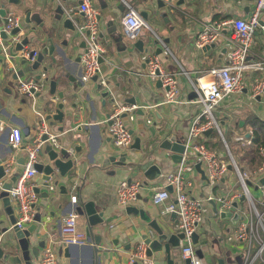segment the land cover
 <instances>
[{
    "label": "crops",
    "instance_id": "crops-1",
    "mask_svg": "<svg viewBox=\"0 0 264 264\" xmlns=\"http://www.w3.org/2000/svg\"><path fill=\"white\" fill-rule=\"evenodd\" d=\"M61 1L62 4L52 0H21L19 4L10 3L7 0H0V3L12 8L14 5H20L22 12H16L20 16L21 24L25 20L26 12L31 11L32 19L28 26H38V30H40L37 21L41 20L44 22L43 30H49L50 32L55 22L54 16L57 14L56 8L58 5H61L65 12L66 10L73 9V17L70 18L78 20V22H75L76 26L84 20L83 13L76 11V6L79 3L78 0ZM124 1L131 4L140 13L146 12L148 14L146 20L150 27L143 28L138 37L139 39L145 38L146 44L144 48L146 49V47L150 46V51L155 54L161 48L159 55L167 70L176 71L183 68L191 73L193 78H195L193 71H203L213 66L226 63L229 52V47L223 39L219 40L216 47L205 46L203 49H198L195 46V39L202 24L227 17L247 19L254 11L255 1L184 0L182 4H177V7L174 8L167 7L162 0H97L94 4L100 10L102 16L100 21L101 33H103L102 43L106 49L104 55L106 63L102 65V69L111 78L109 83L110 92L114 91L115 94H120V101H124L121 103H130L127 102V99L135 97L138 100V105H155L152 111L145 110L142 114L137 110L134 113V120H131L130 115H127L125 120L131 123L132 129H134L141 122H146V119L151 116L155 123L160 125V129L157 130H159L161 135H166L167 137L176 136L177 139L183 140L188 132L191 117L199 111V106L194 102L196 97L193 98L190 96V92L194 90L193 86L189 89L185 88V83H189L191 80L186 74L179 76L181 102L178 104H162L165 89L162 86H158V81H152L139 75L145 69V63L143 61L145 50L140 52L133 45L134 41H130L132 42L131 45L128 46V49H125V45H128L129 41L122 27V17L127 10ZM160 2L163 5H160ZM163 7L168 8V10H165ZM109 19H114V24L108 25L107 22ZM1 21L3 23L4 17H2ZM262 24L263 21L261 22ZM115 26H117L116 31H114ZM68 36V29L62 27L59 36L55 37L58 51L55 52L56 62L50 64L52 69L49 78L51 80L57 79V92H66L65 98L63 100L59 99L57 102L63 101L66 109L73 114L71 123L59 122L57 126L65 125L66 130L72 127H82L76 131L77 138L72 143H67L80 148V155L84 166L80 168V172L76 176V184L73 187L69 186L68 194H61L58 187L53 192L56 195L54 201L43 198L39 194V200L35 208L36 213L41 212V221L38 222L35 220L25 228L35 223L37 227L33 233V244L37 245L42 240L46 244L51 235H60L63 217L71 212H76L72 209V205L70 206V204H74L72 196L75 195L76 198L83 196L84 199L94 200L98 210L104 212L105 222L102 225L96 226L94 229L95 232L102 235V244L100 247L102 248L101 256L103 264H131V253L135 251L138 245L143 243L145 233L151 231L152 228L139 215L128 213L126 208L118 204L117 189L122 182L128 181L131 177V172L127 170L120 171L119 167H115L114 165L107 167H103L102 165L107 155L115 153L113 147L116 148V146L108 133V122L106 120L112 111L113 104L118 101L111 102L108 96H100L96 99L99 93L96 89V82H84L82 80L84 65L82 60L77 61L78 58L82 57L85 51L84 48L79 46L75 51H71L70 47H62L60 44ZM78 37L79 42H77V45L83 41L79 35ZM254 39L255 41L252 47L253 53L250 55V59L261 60L264 58V35L262 26L256 29ZM10 42L11 40H5V45L11 48V53L15 58L9 62V66L4 62L0 65V164L4 165V167L13 153L10 143L11 128H21L23 142L29 143L32 141L30 138H34L37 132L35 130L37 126L35 120L40 119L42 113L43 115L48 113L44 109V102L42 100H35L36 104L34 102L31 103L32 97L30 95L21 94L18 91L20 78H13V75L14 71L19 69L17 62L15 64L14 61L19 55L17 51H14V42L12 45H10ZM166 47L170 49L171 53L166 54L164 52ZM2 48V45H0V50ZM62 50H68L67 56L63 55ZM1 53L0 57L2 56ZM48 62L51 63V60L48 59ZM8 67H14L15 70ZM263 77L264 71L261 69L247 70L244 78V88L225 98L218 108L217 112L221 114L219 117L221 123L228 125L230 129L226 133V138L231 145H236L231 127L240 133L253 135L257 123H264V95H258L256 98L250 96L254 92L257 81ZM21 79L25 80L27 78ZM81 82L82 84H80ZM161 88H163L162 91ZM48 89L46 88L45 95L49 94ZM87 93H90L92 99H94L95 107L88 100ZM158 97H162L161 100H158ZM99 99L100 101L105 100V104L99 103ZM72 103H76L77 106L73 108ZM86 124H89V126L86 127ZM43 125H46L47 128V123ZM54 129L51 133L57 134L58 142L60 141L64 145L67 141L66 132L61 134V131L56 128ZM139 134H141V130ZM148 134H151L149 128ZM100 140H102L101 145H99ZM208 144L213 149L221 147L218 149L221 150L224 148L223 142L215 131L210 134ZM155 149L156 153L159 154L156 161L159 162L161 159H164L161 163L164 171L172 170L176 162L170 158V152L162 148H160V151L157 147ZM236 150L240 161L236 158L235 153L233 155L242 169L254 170L261 165L263 160L262 156L253 144L249 146L244 154L241 153L240 149ZM130 154L133 156L132 153ZM22 155L24 153L19 152L18 160L15 164L11 165V174L9 175L13 173L19 174L24 169V164L19 162ZM165 155L168 156L167 159H165ZM136 156L139 157L137 153ZM191 176L195 179H200L198 173H194ZM250 187L253 194H260L257 185L251 184ZM240 189L239 185L234 184V191H240ZM197 193L203 196L205 191L201 189ZM150 198L151 191L144 189L135 205L146 209L149 215L157 219L165 231L169 228L172 231L171 233L177 232L176 215H161V207L153 205L150 202ZM235 203H237L235 205L236 211H231L232 215L228 217L214 214L213 207L207 213V218L200 227L203 235H201L198 242L200 243L199 249L202 250L207 264H217L218 257H224L225 260L227 258L231 244H228L225 238L230 230L236 227L239 221L242 220L243 216L240 211L245 210L248 206L241 199L235 201ZM238 208H240L239 211ZM258 208L262 210L264 206L258 205ZM14 214L15 216L17 215L16 207L14 208ZM235 215H238L237 219H234ZM0 224L7 225L11 228L9 216L5 213V208L1 200ZM79 228L84 231L86 229L85 219L81 216H79ZM216 238L218 239L217 245L213 243V240ZM114 241H117V243ZM234 244L237 245L238 243ZM80 245L79 248H74L73 250L72 258L74 264H91L89 246ZM207 248L210 250L209 254L215 261L206 259ZM42 250L43 248L40 250L39 259L36 264H40ZM62 250L60 248L61 259L63 257ZM173 258L176 261L175 264H182L180 253H178L177 257L173 256ZM178 258L179 262L177 261Z\"/></svg>",
    "mask_w": 264,
    "mask_h": 264
},
{
    "label": "built area",
    "instance_id": "built-area-1",
    "mask_svg": "<svg viewBox=\"0 0 264 264\" xmlns=\"http://www.w3.org/2000/svg\"><path fill=\"white\" fill-rule=\"evenodd\" d=\"M62 4L61 0H52ZM79 1V0H78ZM76 6V11L83 13L84 20L77 24L76 30L82 40L86 42L87 50L83 53L81 60L84 65L82 80L92 81L98 74L97 82L104 89L110 91L109 74L102 71L100 57H104L106 49L101 39V25L99 20L100 10L94 6V0H80ZM167 7H177L178 0H162ZM255 8L247 18L227 17L203 23L195 39V46L203 49L219 40H224L229 52L226 63L213 66L203 71H193L191 73L181 68L180 70H167L159 54L152 53L150 46L146 47L143 54L145 69L139 73L142 77L152 81H161L165 89L164 101L162 104H178L181 102V87L179 76L186 74L193 88L198 92V97L194 102L199 106V111L195 113L190 121L186 136L182 140L184 151L180 162H176L172 170L164 171L157 179V183H145L137 178L131 182L124 181L117 189L118 204L127 208L135 205L140 194L144 189L151 191L152 202L155 206L161 207V215H176L177 232H183L184 237L180 239V257L182 264H207L204 256L198 253V243L194 240V234L199 238L203 235L200 227L207 218V213L214 207L215 202L217 211L213 212L220 215L222 212L236 211L235 201H239L245 195V202L248 205L245 210H241L242 220L230 230L225 241L228 244H242L243 259L241 264H264V209L260 210L258 205L264 206V145L258 146V153L262 156L261 165L254 170L242 169L231 150V144L226 138V133L230 130L228 125L222 124L216 111L221 102L237 91L244 88V78L247 70L261 69L264 71V58L261 60H251L253 53L254 34L259 26L263 28L264 35V0H254ZM125 2L126 12L122 17V27L125 36L130 41H136L143 28H149L146 19L141 13L128 2ZM2 4L0 3V9ZM6 7V15L3 23L0 24V45H2V57L11 61L13 54L9 47L5 45V38L2 33L9 35L10 45L20 41V34H13L12 31L21 25L20 16L12 7ZM73 9L66 10L67 17H73ZM263 24L261 25V22ZM166 54L171 53L166 47ZM19 57L29 58L30 50L24 47L18 52ZM37 55L35 51L32 59ZM18 57V58H19ZM105 58V57H104ZM39 85L33 79H19L18 91L21 94L33 96L32 89L38 90ZM264 95V77L257 81L252 98ZM155 105L131 104L117 102L113 104L112 111L107 118L108 133L113 139V143L120 151H130L134 143V136L131 129L127 126L124 113L130 115L131 120L135 119L134 113L138 109L152 111ZM149 126L160 129V125L155 123L149 116L146 119ZM44 125L41 132L29 143L23 142L21 128L12 127L10 132V143L13 153L9 161L5 164V176L0 179V190L3 183L11 174V165L15 164L19 157V152L25 155L24 169L17 175L12 187L8 190L11 204L16 207L17 220L15 225L24 229L28 224L35 221V205L39 200V193L36 187L39 186L38 172L35 167L39 161V150L43 144L41 133L46 131ZM233 139L236 145L246 148L253 144L252 135L240 133L231 127ZM211 131V132H209ZM215 131L223 142L226 152L213 149L208 142L210 134ZM209 132V133H208ZM58 135L49 133L48 140L58 145ZM25 145L24 150L22 146ZM201 162L205 171L206 180H203L201 173L196 169V164ZM231 165V168H230ZM206 167V168H205ZM198 173L203 184L195 186V178L191 175ZM234 184L239 185L240 191H234ZM257 185L260 190L259 195L253 194L250 185ZM168 186H172L170 191ZM204 190L203 196L197 193ZM222 190V192H220ZM72 201L76 202L75 195ZM240 208H238V211ZM153 230V229H152ZM149 231V235L154 236V231ZM223 241V240H222ZM87 242L86 233L79 228V215L71 212L62 219L60 235H51L48 242L43 247L40 257V264H62L60 249L68 244H85ZM147 245L141 243L130 255V263L136 262L143 264H155L147 254ZM189 260V262H186Z\"/></svg>",
    "mask_w": 264,
    "mask_h": 264
},
{
    "label": "water",
    "instance_id": "water-1",
    "mask_svg": "<svg viewBox=\"0 0 264 264\" xmlns=\"http://www.w3.org/2000/svg\"><path fill=\"white\" fill-rule=\"evenodd\" d=\"M13 4H19L21 0H7ZM184 0H178L177 4L180 5ZM79 3L81 1L79 0ZM160 5H163L160 2ZM57 14L55 17V22L52 25V30L46 31L43 30V21H37L38 26H28L31 23V11L26 12V17L23 24L16 27L12 33L17 35L20 34L22 39L20 41H16L14 51H21L24 47H28L30 50L29 58L19 57L16 58L15 64L17 62L19 69L14 71L13 78H27L33 79L38 85V90L32 89L33 96L31 98V103L35 100H42L44 102V109L48 112L47 114H41V118L35 120L36 122V133L34 138L41 132L43 128V124L47 123V130L41 133V139L43 144L39 150V161L36 163L35 167L38 172V181L40 182L39 186L36 187V192H38L41 197L48 198L50 201H54L56 199V195L53 192L58 187L59 192L63 195L68 194L69 186L73 187L76 184V176L79 174L80 168L84 166L82 162V157L80 155V148L78 146H72L71 144L76 136V131L81 129L78 128H69L65 129V125L57 126L59 122H70L73 118V114L68 111L65 107V103L63 101L57 102V100H63L65 98V91L57 92V79H50L49 74L51 72L52 66L50 64H54L56 62L55 52L58 51V46L55 41V37H58L60 34V29L63 27L68 29L69 36L60 42L61 46L70 47L71 51H75L77 47H83L86 51V42L83 40L79 45L78 33L76 30L75 22H78L77 19H72L70 17H66L64 8L61 5H58L56 8ZM6 7L5 4L2 5L0 9V24L2 17L6 15ZM141 15L144 19L148 18V14L146 12H141ZM63 19V20H62ZM102 16L99 15V20L101 21ZM108 25L114 24V19H109L107 22ZM26 25V26H24ZM117 30V26H115L114 31ZM124 32V31H123ZM2 36L6 40H10L9 35L6 33H2ZM47 36V37H46ZM103 37V33H101V39ZM128 45H125V49H128V46L131 45L132 42L128 40ZM146 40L145 38H138L134 41L133 45L138 48L140 52L145 50ZM217 42L207 45L206 47H216ZM11 51V48H9ZM35 51L37 55L34 59H32ZM84 51V52H85ZM2 52V50H0ZM63 55L67 56L68 50H62ZM161 53V48L158 49L157 54ZM15 58L13 55L12 59ZM11 59V61H12ZM48 59L51 60V63L48 62ZM81 60V57L77 59ZM105 58L100 57L101 65L105 64ZM4 59V57H0V65L4 62L7 66H9V62ZM15 70L14 67H8ZM103 71V69H102ZM105 73V71H103ZM98 74L95 75L92 81L96 82V89L99 93L96 96L98 99L100 96L109 97L111 99H115V92H110L103 88V86L97 82ZM82 84V82L80 83ZM158 86H162L161 81H158ZM46 88H49L48 95H45ZM190 96L195 98L198 97V92L194 89L190 92ZM29 97V96H28ZM87 98L92 102V105L95 107V101L92 99L90 93H87ZM116 100V99H115ZM118 101V100H116ZM105 100L100 101L99 103L105 104ZM124 102V101H119ZM127 102L138 104V100L135 97H131L127 99ZM36 104V103H35ZM77 106L76 103H72V107L75 108ZM95 109V108H94ZM138 112L144 113L143 109H138ZM110 115V114H109ZM124 117L127 116V113L123 114ZM46 126V125H45ZM89 124H86L88 127ZM66 132L67 141L62 145L59 141L58 145L52 144L48 140V135L53 130ZM149 131L151 134L148 136L145 132L136 135L134 138V143L130 151H118L113 147L115 153H111L105 157L104 162L102 163L103 167H107L110 165H114L115 167H119L121 170L127 171H138L142 169V161L140 157L136 156V151H140L141 149L147 150L148 154L146 156V161L148 162L147 166L143 169V174L145 177V183H149L150 181L157 180L161 173L163 172L162 160L156 161L158 159L159 154L156 153V147L162 148L168 152H170V158L174 162H180L182 159V153L184 151V145L182 139H177L176 136L167 137L166 135H158L157 129L153 126L149 127ZM131 132L135 134V129H131ZM211 132V131H209ZM208 132V133H209ZM158 139L152 142V138ZM33 137L30 140L34 139ZM29 141V140H28ZM68 142V143H67ZM102 144V140L99 141V145ZM100 147V146H99ZM98 147V148H99ZM25 145L22 146V150H24ZM119 152V153H116ZM133 154V156L130 153ZM135 154V155H134ZM165 159L168 156H164ZM25 156L22 155L20 157L19 162L24 164ZM231 168V165H230ZM196 169L201 173V177L203 180H206L205 171L202 167L201 162L196 164ZM116 172V171H114ZM18 173H13L9 177H7L3 183L2 190L0 191V200L3 203L5 208V213L9 216V222L11 224V228L7 225L0 224V264H36L39 259V253L41 248L44 247L45 241H40L37 245L33 244L34 240V231L37 225L34 223L28 228L21 229L16 223V216L14 214V207L11 204V200L9 197V189L12 187L13 182L16 180ZM5 176V167L0 164V179ZM134 177H130L128 182H131ZM264 182V179H262ZM170 191L173 190L172 186H168ZM241 200H245V195H242ZM72 205V209L76 211V213L83 217L86 222V237L87 242L82 244L84 246H89L91 252V264H103L102 261V248L100 247L102 244V235L98 232H95L94 229L96 226L102 225L105 222L104 212L99 211L94 200L84 199L83 196H79L77 201ZM234 205H237L235 203ZM214 211H217L215 202H213ZM128 213H134L140 216V218L147 222L149 227L153 229L155 232L154 236L149 235V233H145V237L143 243L147 245L146 254L147 256L154 261L155 264H175V259L172 256V249L175 247H180V239L184 237L183 232H175L169 233L165 231V229L158 223L156 218H153L143 207H137L136 205H131L126 208ZM222 217H228L232 215L231 211L222 212L220 214ZM175 216V214H173ZM238 215L234 216V219H237ZM35 220L41 221V212H37L35 216ZM199 235L194 234V240L196 243L199 242ZM117 243V241H114ZM213 243L217 245L218 239H214ZM80 244H68L62 250V264H74L72 254L74 248H79ZM219 247V246H218ZM198 253L203 256V252L201 249H198ZM189 262V260H186ZM134 264H143L136 262ZM214 264V263H209ZM217 264H227L224 257H218Z\"/></svg>",
    "mask_w": 264,
    "mask_h": 264
},
{
    "label": "rangeland",
    "instance_id": "rangeland-1",
    "mask_svg": "<svg viewBox=\"0 0 264 264\" xmlns=\"http://www.w3.org/2000/svg\"><path fill=\"white\" fill-rule=\"evenodd\" d=\"M97 2V0H94V4ZM13 8L16 10V11H18L19 13L20 12H22L21 11V9L20 8H22V7H20V5H14L13 6ZM165 10H168V8H166V7H163ZM166 12H168V11H166ZM166 12H165V14H166ZM163 16H164V14H163ZM24 26H26V25H24ZM185 74L184 73H181V75L180 76H184ZM111 81V78L109 79V82ZM192 87V84H191V82L189 81V83H185V88H187V89H189V88H191ZM163 90V88H161V91ZM119 97H120V94H115V99L116 100H118V101H120L121 99H119ZM161 98L162 97H158V100H161ZM115 99H112V101L113 102H115L116 100ZM161 107V106H160ZM216 115L218 116V117H220L221 116V114L220 113H218L217 111H216ZM126 123H127V126L130 128V129H132V125H131V123H129L128 121H126ZM150 126L145 122V121H143V122H141L140 123V125L139 126H137L136 128H134L135 129V134H133V136L134 137H136V135H139V133H140V130H141V133H143V132H145L146 134H147V132H148V128H149ZM138 131V132H137ZM149 135V134H148ZM158 135H161L160 133H159V131H158V134H157V136ZM155 139H158V137H156V138H152V142L155 140ZM230 141V140H229ZM221 148V147H220ZM219 147H218V149H220ZM249 147H246V148H243V147H240L239 145H231V150H232V152L233 153H235V156H236V158L239 160V156H238V154L236 153V149H240L241 150V153L242 154H244V153H246L245 151L248 149ZM159 151H160V147L159 148H157ZM222 151H224V152H226V148H225V146H224V148L223 149H221ZM136 153L139 155V157H140V159H141V161H142V169H140V170H138V171H132L131 172V176L132 177H134V178H138L141 182H142V184L143 185H145V177H144V174H143V169L147 166V164H148V162L146 161V156H147V154H148V152H147V150H145V149H141L140 151H136ZM240 161V160H239ZM239 164L241 165V163L239 162ZM206 168V167H205ZM157 181H159V180H155V181H150V182H152V183H157ZM194 182H195V186L196 187H198V185H201V184H203L204 183V181L202 180V179H199V178H196L195 180H194ZM150 202L153 204V202H152V198H150ZM154 205V204H153ZM204 224V223H203ZM167 231L168 232H172L169 228H167ZM197 247H199L200 246V243H198L197 245H196ZM239 247L237 248L236 247V245L235 244H231L230 245V247H229V253L227 254V258H226V261H227V264H236V263H241L242 262V259H243V252H242V244H239L238 245ZM60 249V248H59ZM208 249V248H207ZM209 252H210V250L208 249L207 251H206V259L207 260H211V261H215V259L214 258H212L211 257V255L209 254ZM178 253H180V247H175V248H173L172 249V255L174 256V257H177L178 256ZM180 260H181V258H180ZM177 261L179 262V258L177 259Z\"/></svg>",
    "mask_w": 264,
    "mask_h": 264
},
{
    "label": "trees",
    "instance_id": "trees-1",
    "mask_svg": "<svg viewBox=\"0 0 264 264\" xmlns=\"http://www.w3.org/2000/svg\"><path fill=\"white\" fill-rule=\"evenodd\" d=\"M253 146L258 148L260 145H264V123H257L253 132Z\"/></svg>",
    "mask_w": 264,
    "mask_h": 264
},
{
    "label": "flooded vegetation",
    "instance_id": "flooded-vegetation-1",
    "mask_svg": "<svg viewBox=\"0 0 264 264\" xmlns=\"http://www.w3.org/2000/svg\"><path fill=\"white\" fill-rule=\"evenodd\" d=\"M10 128V127H9Z\"/></svg>",
    "mask_w": 264,
    "mask_h": 264
}]
</instances>
